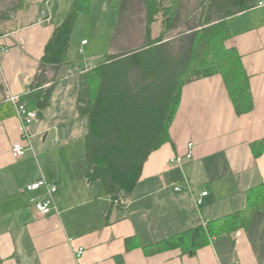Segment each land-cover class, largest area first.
Returning <instances> with one entry per match:
<instances>
[{"label":"crops","instance_id":"1","mask_svg":"<svg viewBox=\"0 0 264 264\" xmlns=\"http://www.w3.org/2000/svg\"><path fill=\"white\" fill-rule=\"evenodd\" d=\"M45 1L15 0L12 9H0V47L8 49L0 51V264H264L263 209L253 212L246 229L213 237L193 255L181 248L150 249L245 209L249 191L264 189V6L227 20V46L241 57L252 109L237 113L220 74L186 84L171 141L149 158L128 204L111 209L102 184L85 179L89 119L77 107L81 75H68L74 66L82 70L90 42L70 46L65 69L41 72L46 46L74 0ZM109 1L118 13L116 0ZM44 6L54 20L39 25ZM117 21L118 29L119 14ZM111 38L105 40L104 58L82 74L109 54L129 51L114 48ZM54 80L46 110L39 111L37 97L25 99L41 117L31 129L33 150L15 159L11 149L21 136L10 95L23 97L33 84L43 91ZM191 143L193 159L182 168L171 166L170 159L185 155ZM42 178L56 188V209L45 217L31 203L45 190L26 191ZM203 192L208 196L198 206ZM79 248L85 254L77 259Z\"/></svg>","mask_w":264,"mask_h":264},{"label":"trees","instance_id":"2","mask_svg":"<svg viewBox=\"0 0 264 264\" xmlns=\"http://www.w3.org/2000/svg\"><path fill=\"white\" fill-rule=\"evenodd\" d=\"M258 2L202 0L199 19L194 24L197 27L192 29L194 25L191 27L190 22L196 14L184 11L180 2L143 0L145 32L141 45L109 54L94 69L81 75L77 107L80 115L89 119L85 179L102 184L111 209L125 206L124 201L134 194L149 158L171 141L170 129L186 84L220 74L237 113L245 114L252 109L241 57L227 46L230 35L227 20L257 7ZM120 4L126 2L116 0L117 7ZM89 5L90 0L73 1L46 46L41 72L47 68L60 72L70 64L71 38L79 17L89 12ZM57 82L54 80L43 91L31 85L32 93L26 98L37 97L39 111L46 110ZM257 209L264 210V189L260 187L249 191L245 209L208 222L205 227L198 224L150 249L160 252L181 248L193 255L213 237L233 236L246 229ZM131 243L127 241V245Z\"/></svg>","mask_w":264,"mask_h":264},{"label":"rangeland","instance_id":"3","mask_svg":"<svg viewBox=\"0 0 264 264\" xmlns=\"http://www.w3.org/2000/svg\"><path fill=\"white\" fill-rule=\"evenodd\" d=\"M14 1L0 0V9L2 11L3 9H12L14 7ZM124 1L126 4H120L117 13L116 9H114V2L112 1L90 0L89 12L79 17L72 35L71 45L72 48H78L82 39L90 42V46L83 57L82 70L95 66L97 62L104 58L108 51L105 49V40L107 38L109 40L112 37V45L116 49L132 50L140 46L143 42L142 33L145 27L143 0ZM177 2L185 6L184 11L196 14L190 22L192 27L199 19V6L202 0H176ZM100 11H104L102 15L101 13H97ZM118 14L121 16V21H119V27L117 29ZM55 22L57 23V21Z\"/></svg>","mask_w":264,"mask_h":264},{"label":"built area","instance_id":"4","mask_svg":"<svg viewBox=\"0 0 264 264\" xmlns=\"http://www.w3.org/2000/svg\"><path fill=\"white\" fill-rule=\"evenodd\" d=\"M51 0H46V5ZM258 7L264 6V0H259ZM53 22V16L51 15L50 11L48 10L47 6H44L39 14V18L37 21V24L43 25V24H51ZM88 42L83 41L82 46H85ZM0 51L3 53H7L8 49L4 47H0ZM81 53H83V50H81ZM82 70L74 66L68 71L69 76H80L82 75ZM32 93L31 87L27 89L25 92V95L23 97L10 95L9 100L15 105L16 108V123L18 127V131L21 136V141L15 145H13L11 152L15 159H20L23 157L28 151L33 150V144H32V126L34 123L39 119L38 112L35 110H29L27 108V103L24 100L27 95ZM24 98V99H23ZM193 159V144L188 145V151L185 155L180 157H173L170 159V165L173 167L182 168L187 162L191 161ZM186 186L187 182H186ZM44 189L45 194L43 196H40L38 198H34L31 200V203L36 207V209L39 212V215L41 217H45L50 215L53 210H55V203L53 200V194L56 191V188L46 181L44 178L28 185L26 187L27 192H34ZM176 191H181L182 187H176ZM208 196V192H203L200 197L196 200V204L198 206L203 204V199ZM129 202V199H126L124 201V204L127 205ZM117 205L119 204V201L115 202ZM207 221L202 222L201 224L205 227L207 225ZM85 254L84 248H79L76 253L75 257L77 259H80Z\"/></svg>","mask_w":264,"mask_h":264},{"label":"water","instance_id":"5","mask_svg":"<svg viewBox=\"0 0 264 264\" xmlns=\"http://www.w3.org/2000/svg\"><path fill=\"white\" fill-rule=\"evenodd\" d=\"M39 118L41 117V112L38 113Z\"/></svg>","mask_w":264,"mask_h":264}]
</instances>
